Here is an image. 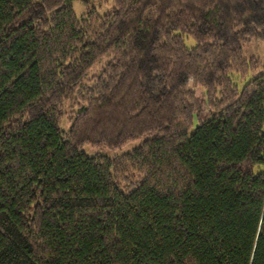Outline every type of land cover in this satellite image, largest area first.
Listing matches in <instances>:
<instances>
[{"label":"trees","instance_id":"1","mask_svg":"<svg viewBox=\"0 0 264 264\" xmlns=\"http://www.w3.org/2000/svg\"><path fill=\"white\" fill-rule=\"evenodd\" d=\"M73 1L0 0V264H264V0Z\"/></svg>","mask_w":264,"mask_h":264},{"label":"rangeland","instance_id":"2","mask_svg":"<svg viewBox=\"0 0 264 264\" xmlns=\"http://www.w3.org/2000/svg\"><path fill=\"white\" fill-rule=\"evenodd\" d=\"M112 6V2H108V4H105L101 7V12H107L109 11V9ZM73 8L75 13L77 14V16H81L83 14L84 11V7L81 4L80 0H74L73 1ZM186 45L188 47H194L195 46V41L192 38H186ZM243 54L246 58L250 59V58H254V60L258 63L257 68H255V71H253L248 79H251L254 75H259L264 73V41L262 40H254L248 44H246L245 46H243ZM111 58H107L101 62H99L98 64H96L95 66H93L87 76V84L92 83V81H90L91 78L95 77V76H99L103 70V68L105 67V65L107 64V62L110 60ZM246 81H240V86L243 87L246 84ZM78 108L77 107H69L67 106L65 108V113H66V117L64 118L63 124H62V129L63 130H68L71 124V120L73 119V117L75 116V114L77 113ZM140 141H135V142H131L121 148L118 149H110L107 147H95L92 145H85L83 150L85 152V154L87 156L90 157H95V156H106V157H116V156H121L125 153H128L130 151H132L134 148H136L137 146H139Z\"/></svg>","mask_w":264,"mask_h":264}]
</instances>
